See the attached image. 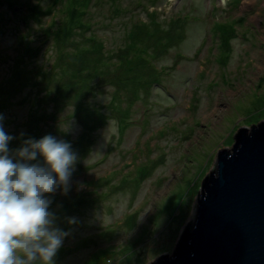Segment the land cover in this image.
Returning a JSON list of instances; mask_svg holds the SVG:
<instances>
[{"label":"rangeland","instance_id":"374dc122","mask_svg":"<svg viewBox=\"0 0 264 264\" xmlns=\"http://www.w3.org/2000/svg\"><path fill=\"white\" fill-rule=\"evenodd\" d=\"M78 1L0 0V81L16 51L38 45L33 66L52 70L58 64L63 73L39 77L37 95H47L44 89L50 95L35 106L45 105L46 121L60 126L49 132L70 142L84 119L97 120L90 125L91 148L73 150L82 167L74 162L67 192L46 194L54 226L67 231L54 264H151L195 222L202 183L219 151L233 147L240 129L264 121V0ZM76 17L87 26L71 29ZM134 23L139 26L128 38ZM48 25L60 35L62 61ZM219 33L227 37L222 45ZM119 60L120 68L104 72L106 63ZM82 70L103 86L87 99L106 113V126L80 109L89 84ZM126 77L142 82L151 102L137 101L120 133L123 93L115 83ZM137 82L129 88L131 100ZM30 99L2 114L12 137L25 130ZM23 140L9 142L10 154Z\"/></svg>","mask_w":264,"mask_h":264},{"label":"water","instance_id":"95a60500","mask_svg":"<svg viewBox=\"0 0 264 264\" xmlns=\"http://www.w3.org/2000/svg\"><path fill=\"white\" fill-rule=\"evenodd\" d=\"M175 248L151 264H264V121L219 151Z\"/></svg>","mask_w":264,"mask_h":264},{"label":"clouds","instance_id":"9594fccd","mask_svg":"<svg viewBox=\"0 0 264 264\" xmlns=\"http://www.w3.org/2000/svg\"><path fill=\"white\" fill-rule=\"evenodd\" d=\"M12 139L0 123V264H54L67 231L54 226L46 194L67 192L76 154L52 134L26 137L10 154Z\"/></svg>","mask_w":264,"mask_h":264},{"label":"trees","instance_id":"16d2710c","mask_svg":"<svg viewBox=\"0 0 264 264\" xmlns=\"http://www.w3.org/2000/svg\"><path fill=\"white\" fill-rule=\"evenodd\" d=\"M81 2L78 1V5ZM83 2V1H82ZM151 4L155 3L154 0H151L150 2ZM157 3V1H156ZM83 4V3H82ZM37 9L36 5H33V9L35 12V10ZM40 11H43L42 8H40ZM79 10H80V6H79ZM78 9L75 10L74 12V16L77 15ZM82 14V13H81ZM149 16L151 17V14H149ZM180 18V17H179ZM2 19H3V15H2ZM189 20V19H187ZM78 24V28H84V22H82L81 20H79L77 17L75 19H73L72 23H68V20L66 23H68V25H70L71 29L72 26L79 23ZM190 22V20H189ZM55 21L53 20L51 22L50 25H54ZM190 24V23H188ZM50 25H48V27L44 28L46 29L45 31H49V33H46L47 36L51 37L54 36L56 39V47L58 50V61H62L63 57H66V55L64 54V48H62L63 43L61 42L60 39V35L59 33H56V31H52L50 27ZM87 26V24H85ZM2 27V25H0ZM133 26V27H132ZM139 26L137 25V23L132 24L131 26L128 25V30H127V37L131 38L132 35L135 33V28ZM0 27V30H2V28ZM77 28V29H78ZM76 29V30H77ZM51 32V33H50ZM27 34L23 35V38L25 39V36ZM62 35V34H61ZM69 35V34H68ZM220 38V44L222 45L223 43L226 42V35L219 33L217 35ZM26 47H28V49H30L29 53L26 52V49H21L16 51V54L13 56V60L12 63L5 75V77L2 78V80L0 81V114H5L7 111L10 110L11 106H13L14 103L16 102H20L21 99H25L27 97V100L29 98H31L30 102H29V109H28V113H26L25 118L26 120L25 122V130L22 133H15V136L13 137L15 139L16 138H21V139H25L26 137H33V138H39L41 136H43L44 134H52V132H49L50 129H57L60 128L59 125L56 124H51L48 123L46 121V115L47 112L46 111V106L41 104L38 107H36L35 105L37 103H39L40 101H43L45 99V96L50 95V92L47 91L48 89H44L45 93L47 95L42 96V95H37L36 92H40L41 90H43V88L41 87L40 90H38V88L41 86V82H39V77H41L44 80H49L52 77H55V75H57V77L60 75V77L63 75V73L61 72V68L58 64L53 66L52 70H45L44 67H38V66H33V56L34 55H38L40 53L41 48L37 45L36 47L31 46V44H27ZM168 47H166L164 49V51L167 49ZM122 49V48H121ZM141 53V50L139 49V54ZM148 53V50H147ZM149 56H151L153 58V55L149 54ZM92 57V55L90 56V58ZM150 57V58H151ZM143 60L149 62V58L148 57H142ZM120 64L118 63V65H115L113 63H106L105 64V68H104V72L105 73H113L115 70H117L118 68L121 67V60H119ZM44 68V69H43ZM156 69V67L154 66L152 69ZM162 70H164L162 68ZM160 71V70H158ZM83 73H81V75H84V79H89V84H87V88H88V93L84 96V98L81 100L80 102V109L81 110H86V114L88 116H98L99 118H101L103 120V123L98 125L100 127L102 126H106L108 121L106 119L107 115L106 113H102L99 112L100 111V107L99 105V111L97 110V108H94V106L96 107V105L94 103H91L90 100L87 99L88 94H95L96 91H98L100 88H103L102 85H94L91 82V78L89 76V72L90 71H84L82 70ZM161 72V71H160ZM88 73V74H87ZM132 78V74L129 76ZM129 77L126 79H121L119 81H117L116 84V91H118L121 94V98L119 100L117 109H122V111H120V127L122 128L120 130V133H122L124 130L128 129L129 126V121L126 118V116H128V114L130 113V111H132V106L137 102V101H141L145 104V102H148L150 99V95L149 92L147 91V89H144V85L142 86V82L138 83L136 81V79H129ZM63 80V79H62ZM39 82V83H38ZM63 82V81H62ZM110 82H115V81H110ZM137 85H135L134 88H136V97L133 98L132 100L128 97L129 96V88L131 87L132 83H136ZM43 85V84H42ZM123 86V87H122ZM30 89L31 93H26L25 90ZM37 90V91H36ZM25 92L24 95H22ZM43 97V98H42ZM118 97V95L116 96ZM87 100V101H86ZM134 100V101H133ZM85 101V102H84ZM151 102V101H150ZM150 102H148L146 104V107L149 106ZM33 105V106H31ZM36 109V110H34ZM132 113V112H131ZM56 117V112L52 117H48V118H55ZM10 118V117H9ZM90 118V117H88ZM108 118V117H107ZM40 120V122H39ZM45 120V121H44ZM95 121L97 120H93V119H84L83 120V129L82 131L76 136V137H71L70 138V147L72 149V151L74 150V148L78 147L80 149H86L87 146L89 148H91L92 144L95 142V132L94 129L91 130L90 125H95ZM14 122V121H12ZM61 125V124H60ZM88 126V128H87ZM95 129H99V128H95ZM23 134V135H21ZM120 136H122L121 134H119ZM13 139V140H14ZM13 140H11V145L13 146ZM93 140V143L90 144L89 143ZM74 152V151H73ZM75 153V152H74ZM78 154V153H77ZM83 158V157H82ZM39 159V157H38ZM80 159V154L76 155V160L74 162H76L78 167H82L81 164V159ZM90 167H92V164L90 165ZM73 173V172H72ZM71 173V174H72Z\"/></svg>","mask_w":264,"mask_h":264}]
</instances>
